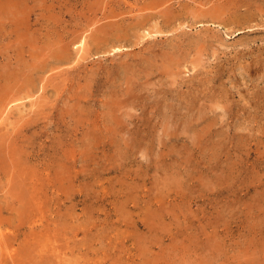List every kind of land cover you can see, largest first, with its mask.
Listing matches in <instances>:
<instances>
[{
	"label": "rangeland",
	"instance_id": "374dc122",
	"mask_svg": "<svg viewBox=\"0 0 264 264\" xmlns=\"http://www.w3.org/2000/svg\"><path fill=\"white\" fill-rule=\"evenodd\" d=\"M0 264H264V0H0Z\"/></svg>",
	"mask_w": 264,
	"mask_h": 264
},
{
	"label": "bare ground",
	"instance_id": "6f19581e",
	"mask_svg": "<svg viewBox=\"0 0 264 264\" xmlns=\"http://www.w3.org/2000/svg\"><path fill=\"white\" fill-rule=\"evenodd\" d=\"M126 1H127V0H126ZM209 2H210V1H209ZM212 3H213V2H212ZM199 4H200V3H199ZM200 5H201V4H200ZM129 7H130V5H129ZM197 7H198V6H197ZM133 8H134V7H133ZM143 8H144V7H143ZM145 9H146V8H145ZM137 11H138V10H137ZM140 11H141V10H140ZM141 12H142V11H141ZM140 15H141V14H140ZM140 15H139V16H140ZM140 17H142V16H140ZM144 17H148V15H147V16H143V18H144ZM197 17H198V16H197ZM168 20H169V19H168ZM211 20H212V19H211ZM93 25H94V24H93ZM3 106H4V105H3ZM10 151H12V150H10ZM13 152H14V151H13ZM13 152L11 153V156H12ZM15 153H16V152H15ZM14 155H16V154H14ZM14 155H13V156H14ZM16 162H17V160H16ZM23 170H24V169H23ZM18 171L20 172L19 169H18ZM24 172H25V171H24ZM22 173H23V172H22ZM25 173H26V172H25ZM14 174H15V173H14ZM17 174H18V173H17ZM20 174H21V173H20ZM20 174H19V175H20ZM12 176H13V174H12ZM21 177H23V176H21ZM23 178H24V177H23ZM18 179H19V178H18ZM19 181H20V180H19ZM13 183H14V182H13ZM32 186H33V185H32ZM58 255H59V254H58Z\"/></svg>",
	"mask_w": 264,
	"mask_h": 264
}]
</instances>
